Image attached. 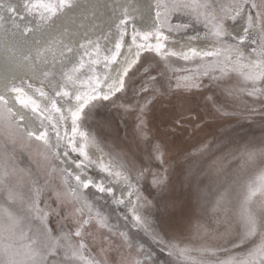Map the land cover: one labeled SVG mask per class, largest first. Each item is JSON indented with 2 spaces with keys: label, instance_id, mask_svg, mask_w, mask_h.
Segmentation results:
<instances>
[{
  "label": "snow or ice",
  "instance_id": "1",
  "mask_svg": "<svg viewBox=\"0 0 264 264\" xmlns=\"http://www.w3.org/2000/svg\"><path fill=\"white\" fill-rule=\"evenodd\" d=\"M73 7V0H55L54 3L53 0H28L24 10L31 13L34 9H43L40 19L50 21L61 11ZM5 14L12 18V27L19 29L21 36L32 34V27H21L16 22L15 18L24 19L17 7L0 0V28L4 27ZM181 14L189 17L191 22L173 23V17ZM121 17L116 25L119 38L110 49H102L99 38L86 39L76 47L63 45L37 49L38 61L45 65H61L56 73L63 80L59 88L52 81L44 82L53 75L50 71H45L44 79L40 81L28 77L27 71L36 70L31 54L23 57V62H29L25 74L19 78L13 76L11 82L4 85L5 92L41 120L42 128L28 130L18 123L15 120L17 114L8 106V98L4 94H0V127L6 125L13 144L39 145L37 154L43 159L45 179L41 183L39 179H32L31 173L26 175L8 152L0 155V264H108L106 258H97L89 251L90 228L104 229L109 233L115 230L121 247L126 246L135 252L136 258L122 255L116 264H162L154 259L150 248L134 242L127 232L116 228L110 215H106L87 194L94 190L93 196H99L101 200L108 197L113 206L125 205L124 196L117 197L112 186H106L103 179L94 180L90 174L96 171L97 162L90 157L88 148L100 141L92 133L84 131L83 125L90 120L95 121L100 109L116 108L126 114L136 113L139 133L142 134L151 104L160 101L177 110H189L186 108L188 94L203 89L205 79L210 85L236 80L239 87L230 94L234 97L241 94L253 103L259 100L264 109V0H156L153 22L148 30L137 27V18L129 15L127 8L122 10ZM241 20L245 23L242 34L233 35L229 24ZM197 23L203 25L204 37L216 41L215 45L179 51L169 47L170 36L167 33L187 31ZM199 36L197 32L193 39ZM126 37L130 39L127 46ZM142 57L146 61L142 65L145 79L136 89L133 78L139 71L137 65H140ZM118 60L120 69L113 77L110 71ZM177 61L192 67L176 68ZM23 62L7 71L24 68ZM65 66H68L67 70ZM85 67L91 75L83 74ZM171 84L175 88L170 87ZM130 89L136 96L143 93L144 102H126ZM41 100L44 101L43 106ZM260 114L264 115V110ZM174 123L180 126L181 122L176 120ZM105 146L110 147L107 142ZM166 151L163 144L156 143L149 151V159H142L139 163L128 153H116L115 165L111 161L104 162L102 158L99 161V172L110 177L112 183L128 182L127 197L135 199L132 207L128 208L132 227L143 230L161 251L166 250L168 256L176 257L175 264H212L208 257L217 253L225 258L217 259L215 264H264V169L239 181L235 201L226 187L223 192H217V198L211 202L214 212L221 211L227 215L231 207L235 231L231 226L227 228L215 247H181L172 242L174 236L166 240L165 233L152 227L156 223L153 216L158 213L166 224L179 228L192 211L193 199L203 206L209 203L208 194L193 182L191 169L183 168L179 158L167 159ZM237 152L238 164L243 166L253 164L257 158L264 162V143L259 148L246 144ZM70 154H76V159L73 160ZM56 161L61 167H54ZM153 162L157 164L155 169L152 168ZM68 163L76 171L63 166ZM207 170L209 175L216 177L222 172L216 160L207 164ZM57 171L61 184L53 187L49 175L50 172L55 175ZM149 176L155 203L142 193L141 181ZM171 176L179 177L176 183L172 182ZM69 180L74 182L73 187L69 186ZM47 192H54L59 202L60 211L56 214L67 212L65 219L70 224L67 230L57 233L49 225V217L56 210L42 207V197ZM81 196L92 215H87L80 207ZM118 215L122 214L118 212ZM122 218L128 222L127 215H122ZM253 238L259 242L244 254H231Z\"/></svg>",
  "mask_w": 264,
  "mask_h": 264
},
{
  "label": "rangeland",
  "instance_id": "2",
  "mask_svg": "<svg viewBox=\"0 0 264 264\" xmlns=\"http://www.w3.org/2000/svg\"><path fill=\"white\" fill-rule=\"evenodd\" d=\"M145 64V58L142 57L140 65H137L139 71L133 78V87L136 89H139L144 82L142 65ZM174 67L191 68L192 65H185L182 61H177ZM133 71H137V69H133ZM169 75L172 74L169 73ZM169 86L175 88L174 84ZM238 87L239 84L236 80H225L222 83L210 85L205 79L203 89L188 94L186 108L189 110L186 111L177 110L168 103L161 104L160 101H156L148 107L145 131L142 134L139 133L137 114L132 112L126 114L116 108L100 109L95 121L90 120L83 125V130L97 137L114 162L116 153H128L137 163L142 159L148 160L152 145L161 143L167 149V159L179 158L183 168L191 169L193 182L205 189L209 203L201 206L193 199L192 211L179 228L166 224L158 213L153 216L156 223L152 227L165 233L166 240L169 236H174L175 239L172 242L181 247L185 245L192 248L215 247L220 242L221 234L227 228L231 226L232 231H235L236 224L232 219L231 207L228 208L226 215L221 211L214 212L211 202L217 198L216 193L223 192L226 187L231 192V199L235 201L239 193V181L246 175L258 174L261 169H264V162L259 158L249 166L238 164V148L246 144H252L259 148L264 143V115L260 114L264 109H262L259 100L253 103L241 94L237 93L235 97L231 95L230 93H235ZM125 100L128 103L137 101L143 103L144 94L140 93L139 96H136L130 89ZM245 106H247V110ZM251 109L255 111H250ZM176 120H180V126L174 123ZM105 142L110 147L105 146ZM13 154L18 156L16 152ZM212 160L218 161L221 166L222 172L219 177L208 173L207 164ZM35 165L32 170V179H39L43 183L45 177L42 167L38 161H35ZM156 167V162H153L152 168ZM241 167H243V171H241ZM178 178L177 176L170 177L173 183H176ZM49 179L52 181L53 187L59 184L56 175H49ZM151 179L149 176L142 180L141 187L143 195L155 203L156 196ZM126 183L128 188L129 184ZM42 200L44 201L42 207L56 210L49 217L54 232L59 231V226L67 230L70 227L69 222L65 219L67 212L56 214L60 211V205L56 200L55 193H45ZM128 201L132 205L135 203L134 198ZM258 242L256 238H253L252 241L241 245L231 254L242 255ZM88 243L91 245L90 252L97 255V258H101V252L106 254L108 264H116L124 255L121 253L124 248L121 247L120 238L115 234H104L98 228H90ZM224 258L221 253L208 257L212 264H215L217 259Z\"/></svg>",
  "mask_w": 264,
  "mask_h": 264
},
{
  "label": "bare ground",
  "instance_id": "3",
  "mask_svg": "<svg viewBox=\"0 0 264 264\" xmlns=\"http://www.w3.org/2000/svg\"><path fill=\"white\" fill-rule=\"evenodd\" d=\"M5 3H12L17 7L20 15L24 17L23 20L15 18L16 22L20 24L21 27L28 25L32 27L33 32L27 37H23L19 34V29L13 28L9 14H5L4 27L0 28V94H4L8 98V106L13 109L17 114L15 120L20 123L24 128L28 130H37L42 128L41 120L29 109H26L19 105L13 98L4 91L5 83L11 82L13 76L19 78L25 74L27 69V64L29 62H23V57L25 55L31 54L33 57V62L36 63L35 71H27L28 77L33 81L43 80V73L45 71H50L53 75L45 80V83L52 81L57 88L63 84V80L60 79L56 73L60 70L61 65L59 63L53 65L48 63L47 65L37 60V49L45 47L59 48L63 45H71L73 47L78 46L81 42L86 39L97 40L99 38V43L102 49H110L118 40V32L116 30V25L121 17V12L124 8H127L129 15L135 16L137 18V27L141 30H146L150 28L153 18H154V5L156 0H73L74 7L71 10H63L57 14L54 18L49 20H41L40 13L43 9H34L31 13L24 10L25 3L28 0H4ZM55 0H53V3ZM108 5L107 8L104 6ZM46 15V14H45ZM177 21L183 23H190L191 19L183 14L177 17H173V23ZM245 26L244 21H239L235 24H229V31L233 35L242 34V27ZM131 27H129V32ZM15 32L16 35L13 36L11 33ZM197 32L200 33L198 39H193ZM204 28L202 24H194L192 28L187 31L167 33L170 36L169 47L176 50H186L189 47L197 48H208L216 44V41L204 37ZM130 43L128 37L125 38V44ZM134 50V49H133ZM126 51L122 49V54ZM51 58L49 57V60ZM19 62H23L24 68L17 69L15 71H7L8 69L14 68ZM68 66H65L67 70ZM120 69V61L118 60L116 65L112 66L110 75L115 77ZM99 71V69H98ZM84 75H91V71L85 67L83 70ZM83 78V76H82ZM43 106L44 101H40ZM58 103H63V101H58ZM22 117V119H21ZM98 140V139H97ZM99 141V140H98ZM39 145H24L19 143L13 144L10 131L7 129L6 125L0 127V155L4 152H8L16 161L19 168L25 170V174L31 173V178L33 177V166L35 161H38L40 167L43 165V159L37 154ZM102 150V151H101ZM18 153V156L13 154ZM88 153L93 161H96L95 169L96 171L90 172L94 180L103 179L106 186H112L115 190L116 196L125 197V205L113 206L110 202V198L105 197L103 200L99 196H93L94 190L88 191V196L97 203V206L106 214L110 215V220L113 225L116 226L120 231L127 232L129 237L136 243L143 244L146 248H150L154 259L162 262V264H175L176 257H170L167 255V251H161V248L153 244L149 239V236L143 231L136 227H132V217L128 208L132 207V203L128 201L127 197V183L121 180L118 183H112L111 178L106 174L99 172V161L102 158L104 162L111 161L115 165L114 160L111 159V155L108 151L100 144L90 145L88 148ZM71 158L76 159V154H70ZM63 159V157H61ZM76 171L75 167L68 163L63 165ZM54 167H61L59 161L55 162ZM89 171L88 168L85 169ZM50 175L51 172H50ZM60 185L61 181L59 178V173L55 174ZM110 179V181H109ZM69 186L73 187L74 182L69 180ZM0 202H2V197H0ZM79 205L82 207L87 215H92L89 212L88 207L85 205L83 196L79 198ZM115 209V210H114ZM118 212L122 215L128 216V222H125L122 215H118ZM121 219V220H120ZM49 219V225L50 224ZM99 229V228H98ZM66 230L59 226V231ZM104 234H115L119 237L115 230L111 233L104 229H100ZM57 232V233H58ZM97 237V236H96ZM120 238V237H119ZM88 242V241H87ZM89 244V249H90ZM124 255H131L135 257V252L130 251L128 247H123ZM90 251V250H89ZM101 257L107 259L104 252H101ZM108 261V260H107Z\"/></svg>",
  "mask_w": 264,
  "mask_h": 264
}]
</instances>
